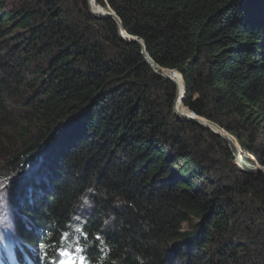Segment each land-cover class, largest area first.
Instances as JSON below:
<instances>
[{"label":"trees","instance_id":"16d2710c","mask_svg":"<svg viewBox=\"0 0 264 264\" xmlns=\"http://www.w3.org/2000/svg\"><path fill=\"white\" fill-rule=\"evenodd\" d=\"M98 3L180 72L183 112L264 166V0ZM176 94L87 0H0V172L36 150L48 171L27 211L0 208L16 264H53L71 243L76 264H264V175L177 116Z\"/></svg>","mask_w":264,"mask_h":264},{"label":"rangeland","instance_id":"374dc122","mask_svg":"<svg viewBox=\"0 0 264 264\" xmlns=\"http://www.w3.org/2000/svg\"><path fill=\"white\" fill-rule=\"evenodd\" d=\"M90 5H92L91 0ZM64 137V135H61L53 148H56L57 146L60 147ZM44 152L45 150H36L35 153L27 155L25 159H22L24 162L22 161L20 166L16 165L15 171H7L2 168V171L0 172V208L5 202L15 200L18 197L20 198V209L27 211V207L34 205V202L42 196L44 191L39 189L37 186L41 184L42 185L40 187L44 186L43 182L47 180L46 175L44 174L45 172H48L45 167L46 163L44 164L40 158ZM15 187L20 188L16 189ZM88 197L89 195L82 197V206L80 209L88 208ZM0 215H5V217L7 216L5 212H0ZM29 217V215L25 214L20 215V220H23L26 225L28 224V227L31 226ZM0 220L4 223V231L2 234L0 233V253L4 252L9 261L7 264H16L15 254L12 255V248L20 242L19 236L15 233L11 224H5V219L0 218ZM72 248L73 243L68 245L69 250H72ZM53 264H57V261H54ZM59 264H62V262Z\"/></svg>","mask_w":264,"mask_h":264},{"label":"water","instance_id":"95a60500","mask_svg":"<svg viewBox=\"0 0 264 264\" xmlns=\"http://www.w3.org/2000/svg\"><path fill=\"white\" fill-rule=\"evenodd\" d=\"M88 3V9L89 12L94 15L95 17L98 18H111L113 19L118 27V31H119V35L121 37V39L123 41L126 42H131V43H137L140 47H141V53L144 56L146 62L150 65V67L153 69V71L160 77L171 80L177 87V94H178V84L177 82L174 80V78L172 76H170L169 74L165 73V68L160 67L159 65H157L148 55L147 51H146V47L144 44V41L138 37V36H134L131 34H128L122 26L121 20L118 17V15L114 12V10H112L109 6L103 7L102 5H100L98 3V0L95 1V6H97V8H100L102 11H96L94 8H92V6L90 5V0H87ZM175 70V69H174ZM177 73L180 74V72L178 70H176ZM181 77V81L183 84V102H184V98H185V86L182 80V76L180 74ZM176 94V96H177ZM188 108V107H187ZM174 112L177 116H179L181 119L186 120V121H190L193 123H197L199 125H201L203 128L208 129L210 131H212L213 133H215L216 135L220 136L228 145L230 152L232 153L234 159H235V164L243 171L245 172H258L264 175V166L257 164V163H252L249 161H246L243 159L242 157V150L240 148V145L238 144V142L236 141V139L230 135L227 131H225L223 128H221L219 125H217L216 123L204 118V117H200L198 115H196L194 112H192L189 108V112L190 115H184L180 112L177 111L176 107H175V103H174ZM205 119L207 120L205 123L202 122V120ZM206 123H209L211 125H213V128H210L209 126L206 125ZM216 126V127H215ZM219 129L220 131H216L214 129ZM235 142H234V140Z\"/></svg>","mask_w":264,"mask_h":264},{"label":"bare ground","instance_id":"6f19581e","mask_svg":"<svg viewBox=\"0 0 264 264\" xmlns=\"http://www.w3.org/2000/svg\"><path fill=\"white\" fill-rule=\"evenodd\" d=\"M92 1V8H94L96 11H102L100 8H97V6H95V1L97 0H91ZM165 73L169 74L170 76H172L174 78V80L177 82L178 84V94H177V98H176V109L178 112L184 114V115H190L186 112H183L182 111V103H183V84H182V81H181V77H180V74L177 73V71L175 70H172V69H166L165 68ZM207 120L203 119L202 122L205 123ZM207 126H209L210 128H213V125L209 124V123H206ZM216 127V126H215ZM216 131H220L219 129H214ZM0 218L1 219H5V215H0ZM4 229V223L2 220H0V233L2 234L3 233V230ZM67 264H71V263H68Z\"/></svg>","mask_w":264,"mask_h":264},{"label":"clouds","instance_id":"9594fccd","mask_svg":"<svg viewBox=\"0 0 264 264\" xmlns=\"http://www.w3.org/2000/svg\"><path fill=\"white\" fill-rule=\"evenodd\" d=\"M10 213H12V212H9V214ZM9 214H8V216L5 217V224H11V226L13 227L15 233L18 234V231L14 228L13 219L10 220ZM19 239H20V236H19ZM18 244L16 246H14V248H16L18 246ZM14 248H12V255L15 254L14 253ZM56 261H57V264H59L60 262H62V264H67V262L71 263V264H76L75 263V257L73 256L71 250H69L67 253H62ZM33 263L35 264L36 262L34 261Z\"/></svg>","mask_w":264,"mask_h":264},{"label":"snow or ice","instance_id":"6c2138e0","mask_svg":"<svg viewBox=\"0 0 264 264\" xmlns=\"http://www.w3.org/2000/svg\"><path fill=\"white\" fill-rule=\"evenodd\" d=\"M81 264H85V260L84 259L81 260Z\"/></svg>","mask_w":264,"mask_h":264}]
</instances>
